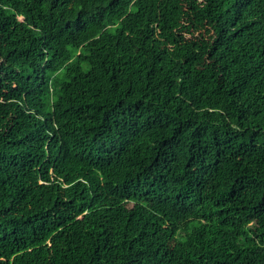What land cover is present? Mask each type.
<instances>
[{"label": "trees", "instance_id": "1", "mask_svg": "<svg viewBox=\"0 0 264 264\" xmlns=\"http://www.w3.org/2000/svg\"><path fill=\"white\" fill-rule=\"evenodd\" d=\"M0 264H264V0H0Z\"/></svg>", "mask_w": 264, "mask_h": 264}, {"label": "clouds", "instance_id": "2", "mask_svg": "<svg viewBox=\"0 0 264 264\" xmlns=\"http://www.w3.org/2000/svg\"><path fill=\"white\" fill-rule=\"evenodd\" d=\"M72 199L69 201L70 203H72ZM82 219V216L81 215H79L77 218H76V220H81Z\"/></svg>", "mask_w": 264, "mask_h": 264}]
</instances>
